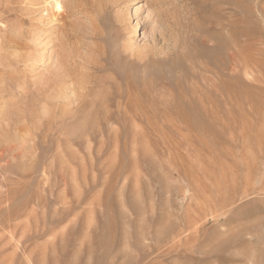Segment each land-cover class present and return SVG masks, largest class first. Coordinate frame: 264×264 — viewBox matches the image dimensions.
<instances>
[{
	"label": "rangeland",
	"instance_id": "obj_1",
	"mask_svg": "<svg viewBox=\"0 0 264 264\" xmlns=\"http://www.w3.org/2000/svg\"><path fill=\"white\" fill-rule=\"evenodd\" d=\"M0 264H264V0H0Z\"/></svg>",
	"mask_w": 264,
	"mask_h": 264
},
{
	"label": "bare ground",
	"instance_id": "obj_2",
	"mask_svg": "<svg viewBox=\"0 0 264 264\" xmlns=\"http://www.w3.org/2000/svg\"><path fill=\"white\" fill-rule=\"evenodd\" d=\"M56 9L58 10V11H62L63 10V6H62V4L61 3H59V1H57L56 2ZM205 108V107H204ZM222 206V205H221ZM224 206V205H223ZM222 206V207H223Z\"/></svg>",
	"mask_w": 264,
	"mask_h": 264
}]
</instances>
